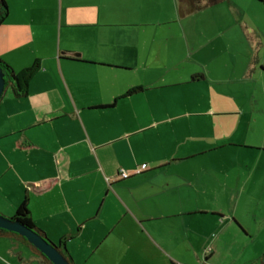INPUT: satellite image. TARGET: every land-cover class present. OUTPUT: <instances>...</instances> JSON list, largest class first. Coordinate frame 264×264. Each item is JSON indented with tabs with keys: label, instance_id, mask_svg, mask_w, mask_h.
<instances>
[{
	"label": "crops",
	"instance_id": "obj_1",
	"mask_svg": "<svg viewBox=\"0 0 264 264\" xmlns=\"http://www.w3.org/2000/svg\"><path fill=\"white\" fill-rule=\"evenodd\" d=\"M5 1L0 59L15 72L39 67L24 97L8 86L0 98V197L14 200L1 213L11 216L31 185L32 222L64 239L73 264H193L207 246L202 264H214L236 240H253L236 212L208 213L200 199L222 173L219 151L240 146L226 138L238 103L218 108L203 88L222 95V52L208 34L219 21L178 17L176 0ZM195 215L206 231L193 233ZM262 249L248 264H264ZM0 264L49 263L0 236Z\"/></svg>",
	"mask_w": 264,
	"mask_h": 264
},
{
	"label": "rangeland",
	"instance_id": "obj_2",
	"mask_svg": "<svg viewBox=\"0 0 264 264\" xmlns=\"http://www.w3.org/2000/svg\"><path fill=\"white\" fill-rule=\"evenodd\" d=\"M187 17L206 24L219 21L223 25L220 27L222 30L208 29V34L215 32L209 36L216 38L213 46L222 52L217 64L222 79L218 91L222 95L211 93L213 90L209 85L203 88L208 90V95L213 94L220 101L218 108L238 103L237 116L232 120L238 127H234L236 132L226 138L235 140L233 142L238 143H232L240 146H224L219 151L222 173H218L214 182L207 183L206 197L200 199L209 208H215L208 213L223 215L229 211L236 212L241 222L239 225L246 227L250 223L253 232V240L249 244L236 240L226 255L216 253L212 261L214 264H248L247 258L254 252L260 254L264 243V0H225ZM228 50L237 54L231 57ZM246 61L250 63L248 70L244 68ZM207 65L210 67L212 64L208 62ZM9 91L6 86L4 93ZM227 127L233 128L228 124ZM244 144H250L248 146L252 148L244 147ZM216 155L208 153L204 160L215 158L214 161H218ZM199 193L204 194L203 191ZM13 201V197H0V210L12 212ZM252 214H255V219ZM192 217L193 233L206 231L200 224L204 216ZM212 226L207 223L210 230ZM210 233L216 236V230ZM195 241L201 242L200 239ZM237 252L238 255L232 259L231 254ZM209 253L210 247L207 246L201 261L193 260V264H202Z\"/></svg>",
	"mask_w": 264,
	"mask_h": 264
},
{
	"label": "trees",
	"instance_id": "obj_3",
	"mask_svg": "<svg viewBox=\"0 0 264 264\" xmlns=\"http://www.w3.org/2000/svg\"><path fill=\"white\" fill-rule=\"evenodd\" d=\"M225 0H176L177 3V15L178 17H185L189 14L196 13L202 10H205L209 7H212L214 5L220 4L221 2H224ZM262 1V0H261ZM8 14V6L5 0H0V24L5 20ZM0 66L4 72L5 76V87L10 86L12 93L15 97H24L27 94V87L28 82L31 79V77L34 75L36 70L39 67V63L37 60H35L30 66L22 69L19 72H15L8 64H6L3 60L0 59ZM140 87H135L126 92V94H130L136 90H139ZM111 106V105H110ZM31 185L27 186V189L25 191V194L20 201V203L15 208L13 214L10 217L11 219H16L19 222L23 223L27 227L37 231L41 236H43L47 241L51 242L45 234L38 229L34 223L31 220L30 211L28 208V189H31ZM0 236H7L11 237L13 239H16L17 241L21 242L22 244L26 245L30 249H32L34 252L39 254L41 257H43L49 264H52L50 261L46 259V257L40 253L35 247H33L24 237L20 236L19 234L11 231H7L0 228ZM63 240L59 241L57 244L58 249L63 251V255L67 258L70 264H73L69 254L67 253L66 249L63 247ZM264 254L261 256V260L263 261Z\"/></svg>",
	"mask_w": 264,
	"mask_h": 264
},
{
	"label": "water",
	"instance_id": "obj_4",
	"mask_svg": "<svg viewBox=\"0 0 264 264\" xmlns=\"http://www.w3.org/2000/svg\"><path fill=\"white\" fill-rule=\"evenodd\" d=\"M5 76L0 66V98L5 91ZM0 228L15 232L24 237L33 247L42 253L52 264H70L63 255V251L58 249L57 244L47 241L37 231L27 227L16 219H11L0 214ZM264 263V258H263Z\"/></svg>",
	"mask_w": 264,
	"mask_h": 264
},
{
	"label": "built area",
	"instance_id": "obj_5",
	"mask_svg": "<svg viewBox=\"0 0 264 264\" xmlns=\"http://www.w3.org/2000/svg\"><path fill=\"white\" fill-rule=\"evenodd\" d=\"M147 167H148V166H147L146 163H142V164L138 165V166L135 168L134 172H135V173H141L143 170H146ZM118 175H119L120 177H122V178H126V177L129 176V173H128L126 170H124V169H120V170L118 171Z\"/></svg>",
	"mask_w": 264,
	"mask_h": 264
}]
</instances>
